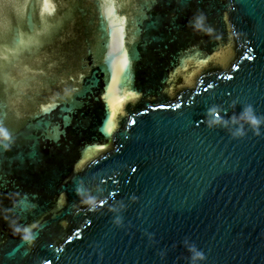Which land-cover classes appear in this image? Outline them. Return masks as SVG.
<instances>
[{
	"label": "water",
	"instance_id": "obj_1",
	"mask_svg": "<svg viewBox=\"0 0 264 264\" xmlns=\"http://www.w3.org/2000/svg\"><path fill=\"white\" fill-rule=\"evenodd\" d=\"M249 105L264 0H5L0 264H264V127L209 126Z\"/></svg>",
	"mask_w": 264,
	"mask_h": 264
},
{
	"label": "clouds",
	"instance_id": "obj_2",
	"mask_svg": "<svg viewBox=\"0 0 264 264\" xmlns=\"http://www.w3.org/2000/svg\"><path fill=\"white\" fill-rule=\"evenodd\" d=\"M209 115L212 116V119L209 120V126H221L229 131V134L234 138H242L247 134V130H251L253 134L259 136L261 135V128L264 127V117L257 116L255 114L252 106H246L243 108L242 112L239 116H233L229 120H217L213 115V110H209ZM247 125V129L245 128ZM10 139L9 134L3 128H0V146H3ZM77 194L82 196L81 203L85 205L90 211H95L98 207V203L96 198L91 196H84L81 190L77 189ZM123 205L118 203L110 208V211L117 214L116 215V224H120L119 213L122 211ZM14 235H20L21 239L25 242L31 243L33 241V237L30 233L19 232L16 228H13ZM184 247L188 253L186 257L187 264H204L206 260L205 254L199 250L194 244H190L188 241L184 242Z\"/></svg>",
	"mask_w": 264,
	"mask_h": 264
},
{
	"label": "snow or ice",
	"instance_id": "obj_3",
	"mask_svg": "<svg viewBox=\"0 0 264 264\" xmlns=\"http://www.w3.org/2000/svg\"><path fill=\"white\" fill-rule=\"evenodd\" d=\"M4 4H5V0H0V10L3 9Z\"/></svg>",
	"mask_w": 264,
	"mask_h": 264
}]
</instances>
